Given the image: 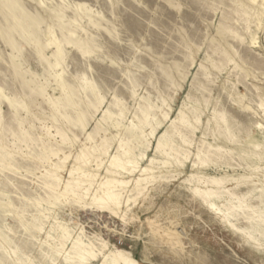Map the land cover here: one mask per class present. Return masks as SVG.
<instances>
[{
  "label": "rangeland",
  "instance_id": "obj_1",
  "mask_svg": "<svg viewBox=\"0 0 264 264\" xmlns=\"http://www.w3.org/2000/svg\"><path fill=\"white\" fill-rule=\"evenodd\" d=\"M0 264H264V0H0Z\"/></svg>",
  "mask_w": 264,
  "mask_h": 264
},
{
  "label": "bare ground",
  "instance_id": "obj_2",
  "mask_svg": "<svg viewBox=\"0 0 264 264\" xmlns=\"http://www.w3.org/2000/svg\"><path fill=\"white\" fill-rule=\"evenodd\" d=\"M115 263V262H114Z\"/></svg>",
  "mask_w": 264,
  "mask_h": 264
}]
</instances>
